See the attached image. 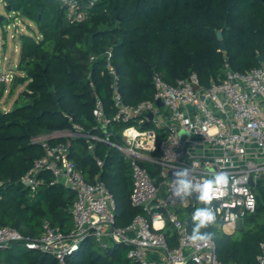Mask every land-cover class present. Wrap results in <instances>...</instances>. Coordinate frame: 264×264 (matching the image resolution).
I'll return each mask as SVG.
<instances>
[{
	"label": "trees",
	"instance_id": "obj_1",
	"mask_svg": "<svg viewBox=\"0 0 264 264\" xmlns=\"http://www.w3.org/2000/svg\"><path fill=\"white\" fill-rule=\"evenodd\" d=\"M2 1L7 11L36 25L34 34L19 35L18 73L13 74L9 92L20 84L24 88L10 109H0V227L12 226L24 236H37L43 219L64 233L73 226L72 191L51 185L49 174L34 193L21 183L35 159L44 153L45 142L35 138L72 128L74 122L101 137L110 132L108 138L118 143L120 129L132 124L110 122L101 128L94 120V93L101 97L108 116L114 113L106 51H111L127 104L153 98L156 73L173 83L195 72L200 83L208 86L224 76L225 62L240 72L264 65L258 60L264 57V0H97L84 6L88 16L77 23L65 18L64 0ZM80 2L86 5V0ZM4 18L0 15V25L8 23ZM217 31L222 33L224 50H219ZM91 55L96 58L90 60ZM3 94L2 84L0 99ZM156 132L158 144L164 133L161 129ZM63 140L51 138L46 144ZM96 153L104 162L101 169L85 138L71 143V159L88 180L100 174L115 198V223L126 226L144 213L129 199L133 185L129 163L105 142L96 141ZM153 154H158L157 149ZM142 165L156 177L154 164ZM254 188L257 207L243 218L242 228L230 233L212 225L200 229L214 234L216 255L226 264H257L264 242V177ZM175 210L193 234L197 222L191 208ZM163 231L169 246H175L176 231L167 220ZM89 241L86 238L77 251L67 255L65 264H138L126 257L128 244L88 249ZM0 264L59 263L48 253L27 249L24 241H12L0 247ZM185 264L196 263L188 260Z\"/></svg>",
	"mask_w": 264,
	"mask_h": 264
},
{
	"label": "built area",
	"instance_id": "obj_2",
	"mask_svg": "<svg viewBox=\"0 0 264 264\" xmlns=\"http://www.w3.org/2000/svg\"><path fill=\"white\" fill-rule=\"evenodd\" d=\"M96 1L86 0V5H82L80 0H64L65 18L72 23L85 20L88 13L84 6H92ZM111 55L110 50L104 53L114 113L108 116L101 97L94 93L92 114L101 128L110 122H132L120 129V142H112L108 138L110 132L101 137L73 122L72 128L35 138L45 142L44 153L21 178L31 193L45 182L47 174L51 185L63 186L74 193L71 230L64 233L48 219L42 220L40 233L35 237L24 236L12 226H1L0 247L24 241L27 249L48 253L59 264H65V257L91 238L102 249L120 243L130 245L126 257L138 264H185L188 260L196 264H226L218 259L213 239L208 244L190 239L187 221L175 209L191 208L190 214H194L199 200L195 186L226 173L228 182L216 194L217 198L210 204L199 200L202 208L211 207L216 216L211 225L223 231L234 230L247 214L256 210L254 186L264 177V65L240 72L225 62L224 76L208 86L200 83L195 72L173 83L156 73L153 98L127 104ZM95 58L90 56V60ZM12 79L13 74L0 72L4 93L8 92L6 84ZM89 84L93 86L91 79ZM157 98L163 102L162 107L156 105ZM148 113L153 114L152 119ZM157 129L164 133L158 144ZM181 132L187 136L182 138ZM60 137L65 140L46 144L49 139ZM80 137L85 138L99 169L104 162L96 153V141L115 147L129 163L133 184L129 199L144 213L137 214L128 225H116L115 198L100 174L88 180L71 159V143ZM156 149L158 154L154 155ZM144 162L155 165L156 177L142 165ZM183 169H188L186 179L192 182L193 189L188 195L177 197L173 195L177 187L175 173ZM193 194L197 199L192 198ZM166 220L176 231L177 242L173 247L163 231ZM153 252L159 253L158 259L151 257ZM257 264H264V242L260 244Z\"/></svg>",
	"mask_w": 264,
	"mask_h": 264
},
{
	"label": "rangeland",
	"instance_id": "obj_3",
	"mask_svg": "<svg viewBox=\"0 0 264 264\" xmlns=\"http://www.w3.org/2000/svg\"><path fill=\"white\" fill-rule=\"evenodd\" d=\"M0 15H3L4 20L8 23L0 25V72L5 71L9 74L18 73L17 62L20 55V41L19 35L22 33L34 34L36 31L35 23L29 21L24 16H21L15 12H9L4 8V3L0 0ZM16 49V50H15ZM6 87L10 89V83L6 84ZM19 85L14 88L13 92L4 93L0 99V109L5 111L10 109L14 105V100L19 94ZM202 208V204L197 200L196 209ZM224 228V232H232ZM238 231V230H237ZM98 247L93 239L87 243V248L91 249Z\"/></svg>",
	"mask_w": 264,
	"mask_h": 264
},
{
	"label": "clouds",
	"instance_id": "obj_4",
	"mask_svg": "<svg viewBox=\"0 0 264 264\" xmlns=\"http://www.w3.org/2000/svg\"><path fill=\"white\" fill-rule=\"evenodd\" d=\"M188 169L179 170L175 173L177 179L174 181L175 187L173 195L181 197L183 195H188L192 189L193 184L188 181L186 177L188 176ZM228 182V175L226 173H220L214 177V179H205L202 183L195 186V190L199 193L198 199L205 203L210 204L211 201L217 198V193L222 189L224 185ZM193 220L197 222L196 227L193 229V234L190 239L193 242H203L208 244L213 238V233H201V228H206L209 225L215 223L216 216L211 207L199 208L195 211L193 215Z\"/></svg>",
	"mask_w": 264,
	"mask_h": 264
},
{
	"label": "water",
	"instance_id": "obj_5",
	"mask_svg": "<svg viewBox=\"0 0 264 264\" xmlns=\"http://www.w3.org/2000/svg\"><path fill=\"white\" fill-rule=\"evenodd\" d=\"M217 38L219 39V50H224L225 49V42L222 38V33L221 31H217ZM259 62L263 63L264 62V57L263 56H260L258 58ZM156 105L159 106V107H162L163 106V102L157 98L156 99ZM148 117L149 119H152L153 117V114L152 113H148ZM147 123H145L146 125ZM180 135L182 136V138H185L187 136V133L186 132H181ZM251 184H253L252 180H251ZM192 198L193 199H197V196L195 194L192 195ZM242 228V223H240V227L239 229Z\"/></svg>",
	"mask_w": 264,
	"mask_h": 264
},
{
	"label": "crops",
	"instance_id": "obj_6",
	"mask_svg": "<svg viewBox=\"0 0 264 264\" xmlns=\"http://www.w3.org/2000/svg\"><path fill=\"white\" fill-rule=\"evenodd\" d=\"M16 50V49H15ZM18 63V62H17ZM10 85H11V83H10ZM19 87H21L20 89H19V91H21L23 88H24V84H20L19 85ZM16 88V87H15ZM14 91V90H13ZM8 93H9V88H8ZM180 206H178V208H179ZM177 208V207H176ZM180 208H182V207H180ZM184 208V207H183ZM240 223H242L243 224V222H239L238 223V225H237V227H236V229H239V227H240ZM236 229H234V230H236ZM151 257L152 258H154V259H158L159 258V253H155V252H153V253H151Z\"/></svg>",
	"mask_w": 264,
	"mask_h": 264
}]
</instances>
